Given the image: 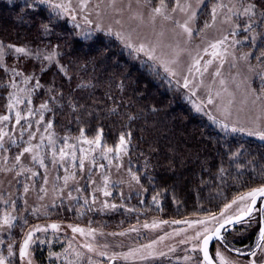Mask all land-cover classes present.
<instances>
[{"label":"rangeland","instance_id":"obj_1","mask_svg":"<svg viewBox=\"0 0 264 264\" xmlns=\"http://www.w3.org/2000/svg\"><path fill=\"white\" fill-rule=\"evenodd\" d=\"M31 1L62 12L82 30L112 38L142 62L152 63L182 95L190 97L187 102L192 112L218 131L233 133L235 127L243 129L235 133L248 135L249 129H264V62H252V53L243 48L245 40L240 34L247 24L249 14H244V8L250 0ZM252 13L262 18L260 9ZM256 38L262 40V35ZM213 44L218 47L213 49ZM141 45L143 51L138 50ZM3 55L0 49V61ZM22 75L16 70L12 74L7 107L1 116L8 120H0V258L5 264H204L200 252L204 236L193 237L213 231L218 224L213 216L223 220L234 215L242 206L232 204L238 197L227 201L217 213L200 218L173 221L152 215L146 221L126 222L124 214L142 213L146 204L160 209L159 202L145 203L146 192L129 168L126 143L117 153L120 142L107 152L101 140L99 146L86 143L95 139L83 136L60 141L48 127L46 108L41 107L45 104L35 100L37 89ZM26 148L31 151L25 152ZM260 187L264 182L254 189ZM229 204L232 207L225 211ZM91 212L104 218L112 215L108 221L114 222L108 223L106 236L99 234L104 221L97 222L100 229L95 230L78 225L83 234L63 222L67 215L80 218ZM6 216L12 218L11 227L3 224ZM65 228L69 241L50 246L53 243L43 238L45 233L62 236ZM29 233L32 239L21 257ZM85 245H91L92 251ZM32 248L38 251L33 253ZM214 252L216 257L224 255L228 264H252L264 256L261 250L251 258L239 259L219 244Z\"/></svg>","mask_w":264,"mask_h":264},{"label":"trees","instance_id":"obj_2","mask_svg":"<svg viewBox=\"0 0 264 264\" xmlns=\"http://www.w3.org/2000/svg\"><path fill=\"white\" fill-rule=\"evenodd\" d=\"M249 3L262 18L249 13L240 33L243 48L251 51L252 62H264L259 57L264 0ZM44 7L31 0H0V117L16 70L37 89L35 100L47 105L45 119L60 141L99 136L102 146L111 148L124 136L129 168L146 192L145 203H160V209L146 204L142 213L124 214L126 222L152 215L173 221L211 215L264 182V141L213 128L192 112L190 97L159 68ZM17 47L27 54L17 53ZM111 216L72 214L63 222L95 230L104 221L99 233L104 237ZM64 230L62 236L45 233L43 238L50 246L71 240Z\"/></svg>","mask_w":264,"mask_h":264},{"label":"snow or ice","instance_id":"obj_3","mask_svg":"<svg viewBox=\"0 0 264 264\" xmlns=\"http://www.w3.org/2000/svg\"><path fill=\"white\" fill-rule=\"evenodd\" d=\"M41 2H43V0H41ZM56 7H62V5H56ZM253 8H254L253 5H249L248 7L244 8V14L247 15V14L251 13ZM155 11L157 13H159L161 11V9L157 8V9H155ZM185 31H188L186 26H185ZM220 43H223V41H221ZM9 47H11V45ZM211 47L213 49H215L218 47V45L213 44V45H211ZM138 50L143 51L144 50L143 45H141L140 49H138ZM15 51L17 53L27 54L26 49L23 47H17L15 49ZM150 58H151V56H150ZM46 59L50 60L51 57L50 56L46 57ZM196 63L198 64L199 61H197ZM209 63H210V61H209ZM185 86H187V83H185ZM209 103H211V101H209ZM9 107H11V105H9ZM41 107L46 108L47 105H42ZM197 110H199V109H197ZM19 119H20V116H19V113H17V123H19ZM0 120L6 121V120H8V116L0 117ZM48 127L50 128L51 124H49ZM225 127H227V125H225ZM238 130L243 131V129H237L235 127L232 128L233 132L238 131ZM3 135H6V133ZM248 135H257L260 140H264V129H261V128L249 129ZM0 139H2V135H0ZM85 142L86 143H95L97 146H99L100 137L97 136L95 141H85ZM124 145H125V138H124V136H121L120 137V146L121 147L116 148L115 151L117 153H120L123 150ZM24 151L29 152V151H31V149L26 148V149H24ZM112 151H113L112 148L107 149V152H112ZM53 156L54 157L56 156L55 152H53ZM59 157L61 160H63L65 158V152L63 149L60 150ZM16 159L19 161L20 157L17 156ZM53 162L55 163V161H53ZM41 164H43L42 161H41ZM80 168L83 169V158H81ZM64 179H65V183H67V180L69 179V177L66 176ZM133 179H136V177H133ZM105 184H107V177H105ZM25 191H27V188H25ZM104 194L109 195V193L107 191H105ZM258 197H264V187L254 189V190L250 191L249 193L238 197L237 200H233L232 204L242 203V206H240L238 208V211L234 215H229V216L225 217L223 220H218L217 217L213 216L212 219L217 220L218 225H219L218 227L213 229V234L216 236V238L221 239V236H220L221 229H225L226 225H230L233 223H248V219H246V218H252V219L256 220V223L258 225H260L259 239L261 241H264V207H257ZM260 203L264 204V200H261ZM232 204L226 205L225 211H227V209L231 208ZM112 207H115V205H113ZM257 212L260 214L259 218H257L254 215ZM221 216H224L223 212L221 213ZM200 223H205V222L201 221ZM3 224L7 225L8 227H11L12 226V218L6 216L3 220ZM51 227L53 229H56L57 225L53 224V225H51ZM36 231H42V229L37 228ZM72 231L73 232H79L81 234L84 233L83 229H80L77 227H74L72 229ZM207 232H208V229H205V233H207ZM121 235H123V233H121ZM201 235L204 236L203 241H202L203 246L200 249L203 252L204 262H205V264H213L212 260L209 257V254H208V243H209V240L212 238V236L211 235H205L204 233H197V236L193 237V239H198ZM31 239H32V234L29 233L28 237L25 240L24 245L21 247V250H20L21 257H24L26 255V250L28 248V244H29V241ZM85 247H87L89 251H92L91 245H85ZM147 247H151V245H148ZM193 251H195V248L193 249ZM9 252L11 253V249H9ZM128 255H131V253H129ZM217 255L219 257L220 264H228V262L225 260V258L222 255H220L219 253ZM252 255L254 256L255 253H252ZM0 264H5V262L2 258H0ZM89 264H91V261H89ZM252 264H255V261H253Z\"/></svg>","mask_w":264,"mask_h":264},{"label":"flooded vegetation","instance_id":"obj_4","mask_svg":"<svg viewBox=\"0 0 264 264\" xmlns=\"http://www.w3.org/2000/svg\"><path fill=\"white\" fill-rule=\"evenodd\" d=\"M260 201L257 203V207H264L260 204ZM259 215L258 212L255 214L257 218H259ZM247 219L248 223H246L245 226H241L243 223L226 226L222 231L221 241H216L211 245L210 254L214 264H220L219 257H216L214 252L216 244H219L221 249L227 253L229 252L234 255L237 254L239 259L251 258L252 253H255L256 255L259 251L264 250V241L259 239L260 225L256 223L255 219ZM222 256L224 257V255ZM255 263L264 264V256L260 261L257 260Z\"/></svg>","mask_w":264,"mask_h":264},{"label":"water","instance_id":"obj_5","mask_svg":"<svg viewBox=\"0 0 264 264\" xmlns=\"http://www.w3.org/2000/svg\"><path fill=\"white\" fill-rule=\"evenodd\" d=\"M260 200H264V197H258V202H259ZM258 202H257V203H258ZM246 219H247V218H246ZM235 224H238V223H233V224L226 225V226H231V225H235ZM218 226H219V225H217L216 227H218ZM226 226H225V227H226ZM216 227H215V228H216ZM222 231H223V229H221V232H220V236H221V238H222ZM206 235H211V236H212V238L209 240V243H208V254H209V257H210V259L212 260V262H213V264H214V261H213V259H212V257H211V254H210V247H211V245H212L214 242H216V241H221V239H217L216 236L213 234V231L210 232V233H208V234H206ZM203 238H204V237H203ZM203 238H202L201 243H200V249H201V247L203 246V245H202ZM201 257H202L203 263L205 264V262H204V257H203V252H202V251H201Z\"/></svg>","mask_w":264,"mask_h":264}]
</instances>
